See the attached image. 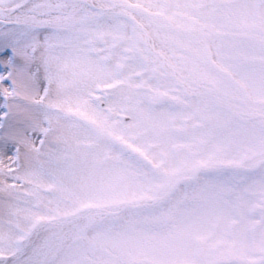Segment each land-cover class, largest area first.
<instances>
[{"label": "snow or ice", "instance_id": "6c2138e0", "mask_svg": "<svg viewBox=\"0 0 264 264\" xmlns=\"http://www.w3.org/2000/svg\"><path fill=\"white\" fill-rule=\"evenodd\" d=\"M0 264H264V0H0Z\"/></svg>", "mask_w": 264, "mask_h": 264}]
</instances>
